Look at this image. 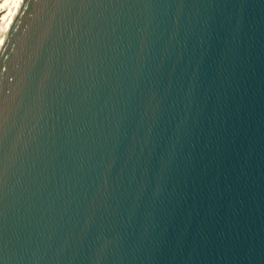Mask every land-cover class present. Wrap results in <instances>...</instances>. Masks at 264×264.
Here are the masks:
<instances>
[{
	"label": "water",
	"instance_id": "1",
	"mask_svg": "<svg viewBox=\"0 0 264 264\" xmlns=\"http://www.w3.org/2000/svg\"><path fill=\"white\" fill-rule=\"evenodd\" d=\"M0 264H264V0H16Z\"/></svg>",
	"mask_w": 264,
	"mask_h": 264
},
{
	"label": "bare ground",
	"instance_id": "2",
	"mask_svg": "<svg viewBox=\"0 0 264 264\" xmlns=\"http://www.w3.org/2000/svg\"><path fill=\"white\" fill-rule=\"evenodd\" d=\"M15 1L16 0H3L0 2V15H2V23H0V27L5 25Z\"/></svg>",
	"mask_w": 264,
	"mask_h": 264
},
{
	"label": "rangeland",
	"instance_id": "3",
	"mask_svg": "<svg viewBox=\"0 0 264 264\" xmlns=\"http://www.w3.org/2000/svg\"><path fill=\"white\" fill-rule=\"evenodd\" d=\"M3 1V0H0V2ZM2 15H0V23H2Z\"/></svg>",
	"mask_w": 264,
	"mask_h": 264
}]
</instances>
